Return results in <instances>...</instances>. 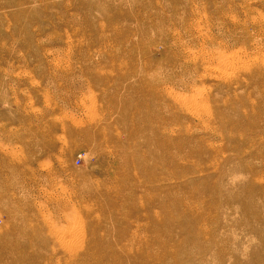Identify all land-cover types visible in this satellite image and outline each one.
<instances>
[{
  "label": "rangeland",
  "instance_id": "obj_1",
  "mask_svg": "<svg viewBox=\"0 0 264 264\" xmlns=\"http://www.w3.org/2000/svg\"><path fill=\"white\" fill-rule=\"evenodd\" d=\"M263 227L264 0H0V264H264Z\"/></svg>",
  "mask_w": 264,
  "mask_h": 264
},
{
  "label": "bare ground",
  "instance_id": "obj_2",
  "mask_svg": "<svg viewBox=\"0 0 264 264\" xmlns=\"http://www.w3.org/2000/svg\"><path fill=\"white\" fill-rule=\"evenodd\" d=\"M224 62V61H223ZM227 64V63H226ZM228 66V65H227ZM258 216V215H257ZM259 220V219H258ZM257 220V221H258ZM260 229H262V226H261V228ZM263 229H264V227H263ZM264 231V230H263ZM262 233V232H261ZM264 233V232H263ZM261 235V234H260ZM263 236H264V234H262ZM263 239V238H262ZM69 245V244H68ZM73 245V244H72ZM76 245V244H75ZM68 247V246H67ZM73 247V246H72ZM69 248H70V246H69ZM67 249V248H66Z\"/></svg>",
  "mask_w": 264,
  "mask_h": 264
}]
</instances>
